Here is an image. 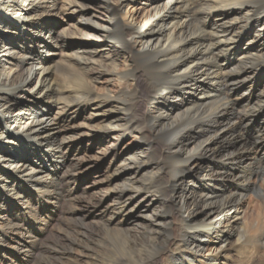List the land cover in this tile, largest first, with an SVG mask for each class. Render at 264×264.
<instances>
[{
    "label": "bare ground",
    "instance_id": "1",
    "mask_svg": "<svg viewBox=\"0 0 264 264\" xmlns=\"http://www.w3.org/2000/svg\"><path fill=\"white\" fill-rule=\"evenodd\" d=\"M252 191L264 210V0H0V264L228 263L264 248Z\"/></svg>",
    "mask_w": 264,
    "mask_h": 264
},
{
    "label": "rangeland",
    "instance_id": "2",
    "mask_svg": "<svg viewBox=\"0 0 264 264\" xmlns=\"http://www.w3.org/2000/svg\"><path fill=\"white\" fill-rule=\"evenodd\" d=\"M126 11H127V7L124 9V13ZM138 108L141 110L145 109V104L143 101L139 102ZM131 142H132V137L126 138L123 142V145L126 146L127 144ZM110 145L111 144H109L108 146ZM91 151H90V154L92 153ZM98 181H100V179L96 177L93 181H91V186H93ZM95 185L93 187L94 189L91 190L89 194L87 195L77 194L76 198L80 197L79 199L81 200L78 199L75 201V198L74 199L70 198V200L67 201L68 203L63 204L61 208L58 209L59 212L56 215L52 216L53 220L51 222V225L47 227V232L43 235L41 239L45 247H47L46 245L47 243L54 244L60 237L62 236L65 237L67 234H71L72 237L76 236L77 232L75 231H78L80 229L79 224L81 223L80 220H77V217H82L86 212L89 211L88 209L90 206L91 198H93V196L101 197L104 195L103 188L102 187L100 188L99 186L95 187ZM246 195H247L246 208L248 211H250L249 213H252L253 215H256V216L262 215L264 213V210L262 208L263 206L261 205V202L258 196L253 191L246 193ZM160 200H161V204H160L161 207L158 206L157 208H155V212L160 213V214H165L168 212L172 220L176 222L179 219L177 210L173 208L172 212H170L168 207L171 205V203L167 201L164 197L160 198ZM163 202H166V204H164ZM165 205L167 207H165ZM49 211H51L50 207H49ZM97 219L98 218H88L85 221H83V224L88 228L95 227L100 222V220L99 219L97 220ZM35 254H37L36 255L37 257L35 256V260L33 262H30L29 264H40V263L72 264L70 259H67V258L59 261L53 257L52 259L45 261L43 260V258H46L47 256L50 255V254H47V252L45 253L43 252V254L35 252ZM205 254L207 253L205 252ZM224 254L226 257H230V261L228 263H225L224 261H222V264L223 263L224 264H264V248L261 243L260 245L257 243L256 245L253 244L247 247L245 245L237 246L234 244L233 245L227 244L225 246Z\"/></svg>",
    "mask_w": 264,
    "mask_h": 264
}]
</instances>
